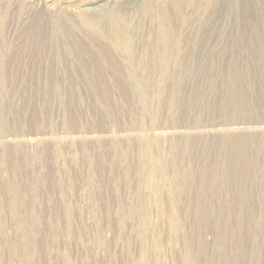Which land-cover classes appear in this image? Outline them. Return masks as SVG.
I'll use <instances>...</instances> for the list:
<instances>
[{"label": "rangeland", "instance_id": "374dc122", "mask_svg": "<svg viewBox=\"0 0 264 264\" xmlns=\"http://www.w3.org/2000/svg\"><path fill=\"white\" fill-rule=\"evenodd\" d=\"M41 1L0 0V264H264V0L193 4L164 74L91 13L148 0Z\"/></svg>", "mask_w": 264, "mask_h": 264}, {"label": "bare ground", "instance_id": "6f19581e", "mask_svg": "<svg viewBox=\"0 0 264 264\" xmlns=\"http://www.w3.org/2000/svg\"><path fill=\"white\" fill-rule=\"evenodd\" d=\"M36 1L37 0H33L34 3ZM47 1H49V0H47ZM41 2L43 3V0ZM8 3L6 2V4H8ZM34 3H33V5H34ZM195 3L202 6L201 10L204 9V7H205L204 6L205 4L203 5L204 0H185V1L148 0L145 3V5H146L145 10L147 12L146 16L143 18L142 22L140 21L141 25L138 24V26H136V25L134 26L132 24L128 25L125 22L121 21L122 19L121 20L117 19L116 17H114V15H113L114 12L111 9L110 10H108V9H106V10H93L92 9L91 13L93 16H97L98 18H103V23L105 20L108 21V23L110 22L112 24L111 28L112 27L113 28L118 27L120 42L122 43L123 46H125L128 49V52L124 53L125 56H127L126 58H128L129 56L131 57V55H130V46L131 45L130 44L132 43V37L133 36H136V37L139 36L140 38L142 37L143 39H147V40H154V43L152 44L153 45L152 49H148L147 52H145V53H147L145 56V59L147 61H144V58H143L142 62H145L147 64H151V65L155 66L157 68L155 70V74H164L166 72L165 70H167L166 68L169 66V64L172 62V60L174 58L173 48L175 46V41H176V37H177L176 32L179 29L181 23H183V19L187 15H189L191 12H193L190 8ZM15 4H16V2H15ZM89 4H92V3L88 2L87 5H89ZM86 8L91 9L88 7H86ZM16 9L17 8H15L14 10H16ZM57 9L60 11L63 9V7L58 5V7H56L55 10H57ZM12 20H13V18H12ZM4 22H5L4 17H1V15H0V42L2 41L3 37H5V39H7L8 37H10V34H11L10 33L11 28L10 27L8 29H6V27H7L6 26L4 29V26H3ZM13 22H14V20H13ZM8 23H10V22H8ZM12 23H10V24H12ZM145 25H146V27H145ZM144 27H145V29L142 30ZM2 31H4L3 34L1 33ZM109 34H110V36L113 35L111 30H110ZM1 46H3V45H1ZM137 46H139L138 43H137ZM135 47H136V45H135ZM135 47H133V49ZM147 48H149V47H147ZM135 49H137V48H135ZM137 59H138V56H137ZM151 65H148V66H151ZM145 67H144V69H145Z\"/></svg>", "mask_w": 264, "mask_h": 264}]
</instances>
